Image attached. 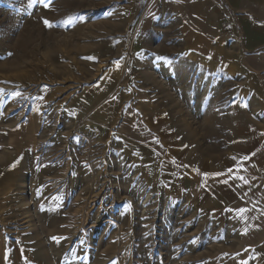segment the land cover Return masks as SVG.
Segmentation results:
<instances>
[{
    "label": "rangeland",
    "instance_id": "rangeland-1",
    "mask_svg": "<svg viewBox=\"0 0 264 264\" xmlns=\"http://www.w3.org/2000/svg\"><path fill=\"white\" fill-rule=\"evenodd\" d=\"M158 2L0 0L1 167L15 152L10 131L30 122L41 90L56 89L58 100L70 101L122 65L132 111L141 101L138 96L158 94L164 112L172 108L169 113L178 115V124L192 125L196 139L202 132L210 135L212 151L230 152L240 142L245 155L257 135L263 181L264 97L248 95L246 81L228 73L188 68L170 53L149 54L155 42L160 49L165 46L163 22H157L156 31L151 22L152 30H145L154 7L161 17ZM69 19L74 23L69 25ZM148 64L158 70L147 71ZM152 77L160 84L145 86ZM66 120L62 129L48 128L49 137H58L43 163L56 170L34 174L37 191L0 177V264H227L232 255L229 259L225 252L232 244L242 253L234 235L212 242L214 227L209 229L203 213L197 216L189 202L182 212L172 195L148 186L121 153L93 145V153L70 154L92 148L89 134ZM47 137L38 135L41 146ZM63 149L68 154L55 157Z\"/></svg>",
    "mask_w": 264,
    "mask_h": 264
},
{
    "label": "crops",
    "instance_id": "crops-1",
    "mask_svg": "<svg viewBox=\"0 0 264 264\" xmlns=\"http://www.w3.org/2000/svg\"><path fill=\"white\" fill-rule=\"evenodd\" d=\"M159 2L161 17L155 13L159 8L154 7L152 19L146 18L144 27L156 31L157 22H163L165 46L160 49L155 42L149 54L170 53L169 58H182L188 68L228 73L246 81L248 95L264 97V0ZM113 67L112 76L92 83L70 101L58 100L56 89L41 90L39 109L31 113L30 122L10 131L15 152L6 167L0 166V177H11L37 191L34 174L38 170L49 173L56 170L43 163L50 157L54 149L49 147L56 144L53 141L58 137L52 134L51 138L47 133L62 129L61 123L65 126L67 118L69 126L89 134L88 144L92 148L74 149L70 154L93 153V145L104 147L106 152L121 153L153 190L172 195L176 205L184 207L189 202L197 216L203 213L209 229L214 227L209 231L212 242L228 241L227 235L240 241L242 253L237 254L238 249L232 244L225 252L229 259L232 255L227 264H264V175L262 181L258 136L253 137L255 147L245 155L240 142L239 147L235 142L236 147L230 152L212 151L210 135L206 137L202 132L201 138L196 139L192 125L180 120L178 124V115L169 113L172 108L164 112L158 94L138 96L141 101L132 111L127 105L133 96L124 87L125 70L122 65ZM146 69L151 72L158 70V66L148 64ZM150 81L152 84L145 86L160 84L156 77ZM50 126L54 128L49 130ZM40 133L43 138L48 135L42 146L37 139ZM64 154H68L65 149L55 157ZM37 162L41 164L37 166ZM24 176L27 178L21 179ZM187 209L186 206L182 212ZM221 234L226 236L225 240L217 237Z\"/></svg>",
    "mask_w": 264,
    "mask_h": 264
},
{
    "label": "snow or ice",
    "instance_id": "snow-or-ice-1",
    "mask_svg": "<svg viewBox=\"0 0 264 264\" xmlns=\"http://www.w3.org/2000/svg\"><path fill=\"white\" fill-rule=\"evenodd\" d=\"M40 2H43V0H40ZM81 19H82V17H81ZM67 23L69 24V25H71V24H73L74 23V21L72 20V19H69L68 21H67ZM45 24H46V26H48L49 28H51L53 25L49 22V21H45ZM3 92V89H0V93H2ZM15 95H20V93H15ZM241 179H243L242 177H241ZM244 210H241V212H243ZM53 239L54 240H56L57 242H59V238H57V237H53Z\"/></svg>",
    "mask_w": 264,
    "mask_h": 264
}]
</instances>
